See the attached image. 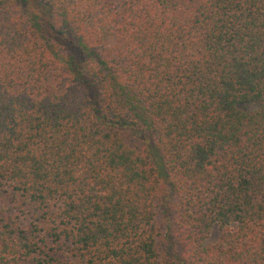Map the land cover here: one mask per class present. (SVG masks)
<instances>
[{"label":"trees","instance_id":"obj_1","mask_svg":"<svg viewBox=\"0 0 264 264\" xmlns=\"http://www.w3.org/2000/svg\"><path fill=\"white\" fill-rule=\"evenodd\" d=\"M0 264H264V0H0Z\"/></svg>","mask_w":264,"mask_h":264},{"label":"rangeland","instance_id":"obj_2","mask_svg":"<svg viewBox=\"0 0 264 264\" xmlns=\"http://www.w3.org/2000/svg\"><path fill=\"white\" fill-rule=\"evenodd\" d=\"M255 107H256L255 104H248V105H246V109H247V110H253V109H255ZM158 209H160V207H159ZM161 209H162V207H161ZM161 220H162V219H161ZM160 249H161V251H163L162 248H160Z\"/></svg>","mask_w":264,"mask_h":264}]
</instances>
